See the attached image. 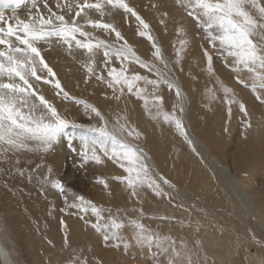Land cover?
<instances>
[{
  "label": "bare ground",
  "instance_id": "obj_1",
  "mask_svg": "<svg viewBox=\"0 0 264 264\" xmlns=\"http://www.w3.org/2000/svg\"><path fill=\"white\" fill-rule=\"evenodd\" d=\"M48 2L53 11L60 12L56 8L57 0ZM59 2L63 4L65 0ZM125 2L149 24L151 35L170 65L171 74L168 72V77L179 85L183 94L184 111L180 113L177 110L176 115L182 119L199 156L179 135L174 125L151 119L144 110L143 102L136 97L125 93L115 100L111 98L112 90L105 83L94 77L85 83L87 74L82 63L86 57L79 50L69 55L64 47L55 42L50 45L41 43L42 55L55 76H48L46 70L38 73L52 83L46 84L42 79L33 81L34 87L39 94L42 92L52 104H56L58 110L86 117L89 125L99 126L101 122L94 114H91V119L85 115L83 106L74 100L59 98V90L54 87L55 80H59L71 97L99 108L110 126L117 117H127L128 125L142 133L139 139L129 140L141 145L151 158L153 175L162 174L175 185V188L167 189L163 186L164 190L177 199L176 204H181L180 198L186 199L188 195L195 197L196 206L192 212L185 211L184 207L181 210L179 205L174 206L168 199L155 196L148 188L140 192L142 203H138L129 189L107 178L108 174L123 172L118 165L108 160L101 165L90 162V173L95 172V180L98 177L109 180L108 189L91 178L87 183L94 186L99 194L97 197L106 207L121 209L126 219L138 218L139 212L133 209L143 207L145 215L152 221L143 222L144 225L175 241L174 245L153 248L151 252L139 246H132L127 251L123 247L116 249L111 244L105 245L91 227L89 219L66 214L74 210L61 205L56 190L41 183L42 175H47L49 168L52 169V177L60 180L66 175L63 171H68L64 162L66 148L62 140L47 155L43 152H18L12 156L0 152V207L4 211L0 216V245L5 246L3 242L7 243L8 238L13 244L15 252L9 251L10 264H70L77 255L86 257L88 264H264V247L246 237L240 224L241 221L246 224L253 222L257 239L264 241V103L256 99L250 88L237 82L238 73L225 67L217 52L213 56L215 75L207 73L203 52L206 49L211 55V47L191 18L177 7L175 0ZM258 3L264 4V0H258ZM164 12L168 13L167 17L162 16ZM26 14L23 8L16 12L21 18ZM12 15V11L5 12L6 17ZM73 15L74 12L66 14V19H71ZM88 15L91 19L113 24L142 60L155 63L152 42L138 35L139 23L130 13L122 9H106L103 17L95 10L89 11ZM161 19H164V24L160 23ZM181 27L185 29L186 36L177 34V29ZM87 30L98 39L116 42L114 33L109 35L103 29ZM180 39H187L189 44L181 53L183 58L180 65H176V49L180 47ZM101 56L102 53L98 54L96 59L102 67ZM120 65L118 60L113 64L117 68ZM125 66L129 74L138 72L142 76L155 78L154 74L137 64L125 62ZM157 66L163 69V65ZM239 75L250 83L246 72ZM217 77L233 89L237 101L244 103L247 116L240 111L238 103L229 105L226 102ZM209 89L213 93H209ZM159 94L163 96L164 111L171 112L173 105L177 104L175 90L169 91L165 85L160 87ZM212 94L215 99L211 98ZM228 99H232V96L229 95ZM151 112L155 114L156 109L151 108ZM249 118L252 127L245 130L244 122ZM121 123H125V120L121 119ZM24 164L28 165L31 180L26 179L25 174L18 173ZM37 164L39 168L35 173L38 172L40 180L30 171ZM61 209H65V212H61ZM199 209L202 213L198 212ZM160 212L171 219L180 218L181 222L172 224L168 219L169 230L163 232L161 219L157 216ZM224 213L228 214V226L223 224L226 221ZM152 214L157 218L152 219ZM61 219L65 222L64 226L60 223ZM126 219L124 222L127 224ZM123 233L130 237L131 229L125 228ZM197 239L202 242L199 248L194 243Z\"/></svg>",
  "mask_w": 264,
  "mask_h": 264
},
{
  "label": "snow or ice",
  "instance_id": "obj_2",
  "mask_svg": "<svg viewBox=\"0 0 264 264\" xmlns=\"http://www.w3.org/2000/svg\"><path fill=\"white\" fill-rule=\"evenodd\" d=\"M175 2L203 33V38L217 52L225 67L238 73L237 82L250 88L256 99L264 103V4L258 3V0H175ZM6 8L13 12V15L7 18L4 13ZM21 8L27 12L24 18L16 15L17 10ZM56 8L60 10L59 13L53 11L48 0H0V152H48L66 135L69 127H86L91 136L80 137L81 167L90 162L101 165L105 160L111 161L125 173L111 179L119 181L129 189L131 196L136 197L138 203H142L140 192L145 188L151 189L157 197L170 198L163 185L168 188H175V185L162 175H153L151 158L137 144L129 140V138L139 139L142 133L134 126L128 125L127 117H117L116 122L110 126L99 108L87 101L71 97L62 88L59 80H55L54 87L59 90L57 95L62 94L65 100H74L76 104L83 106L85 115L91 119V114H94L101 122L99 126L76 124L62 116L52 103L38 93L33 84V81L42 79L46 84L52 83L51 80L44 79L38 74L45 70L48 76H55L42 55L41 43L50 45L55 42L64 47L69 55L79 50L86 57L82 63L87 74L85 83L93 77L105 83L107 88L112 90L111 98L115 100H119L125 93L136 97L143 102L144 110L151 119L158 122L162 120L170 126L174 125L179 135L199 156L182 119L176 115L177 110L180 113L184 111L182 90L168 77V72L171 71L168 68V61L151 35L149 24L125 0H93V2L77 0L75 3L65 0L63 4L57 0ZM106 9H122L135 17L140 26L138 35L152 42L154 49L152 57L155 63L142 60L113 24L91 19L88 15L89 11L95 10L103 17ZM73 12L72 18L66 19V14ZM162 16L167 17L168 13L164 12ZM81 20L84 22L81 23ZM160 23L164 24V19H161ZM88 28L103 29L109 35L114 33L116 42L109 43L107 40L98 39L87 30ZM177 34L187 35L182 27L177 29ZM120 41L123 43H119ZM188 44L187 39L179 40L176 65H180L183 58L181 53L186 50ZM100 53H102V67L96 59ZM203 55L206 58L207 73L214 76L213 56L206 49ZM117 60L121 62L119 68L113 66ZM125 62L139 65L140 68L154 74L155 78L142 76L138 72L129 74ZM157 64L163 65V69ZM180 70L183 71V68L181 67ZM241 72L248 74L250 83L241 78L239 75ZM217 82L225 95L226 102L229 105L238 103L240 111L247 116L244 103L235 99L233 89L218 77ZM161 85H166L169 91L175 90L177 104L173 105L171 112L163 109V96L159 94ZM208 92L213 93V90L209 89ZM229 95L232 99H228ZM211 98L215 99L214 94ZM151 108L156 109L155 114H152ZM121 119L125 120V123H121ZM251 127L249 118L244 122V128L248 130ZM69 144L71 145V138ZM23 174L21 171L20 175ZM41 183L58 190L62 195L70 192L60 179L52 177L51 168L48 169V175ZM96 183L103 185L105 189L109 187V180L105 178L98 177ZM71 196V201L67 195L64 196L65 208L74 211L66 214L79 215L81 219L89 214L94 216L96 222L92 223L91 227L100 235L105 245L111 244L116 249L123 247L125 251L132 246H139L151 252L153 248L162 249L166 245L175 244L171 237L161 236L144 225L143 207L133 209L139 212V217L127 218L126 224L124 219L119 217V210L117 215L113 216L111 209L97 205L82 195L71 193ZM60 211L65 212V209ZM105 212L109 213L107 217L104 215ZM159 219L171 218L160 216ZM60 223L62 226L65 225L63 219ZM125 228L131 229L130 237L124 235ZM250 239L264 247V241L258 240L254 233L250 234ZM194 243L197 248L202 246V242L198 239ZM65 244H68L67 233H65ZM0 264H10V252L3 245H0ZM70 264H88V260L82 255H77Z\"/></svg>",
  "mask_w": 264,
  "mask_h": 264
},
{
  "label": "rangeland",
  "instance_id": "obj_3",
  "mask_svg": "<svg viewBox=\"0 0 264 264\" xmlns=\"http://www.w3.org/2000/svg\"><path fill=\"white\" fill-rule=\"evenodd\" d=\"M8 17H10V16H8ZM214 54L216 55V52L211 48V55L214 56ZM168 68L171 70L169 63H168ZM169 73L171 74V71H169ZM141 86H143V85H141ZM163 86H165V85H161L160 87H163ZM40 95H43L50 103H52V101L45 94H42V92H40ZM58 97L59 98H63L62 94L58 95ZM65 101H67V100H65ZM68 101H70V100H68ZM53 105L57 108L56 104H53ZM57 110H58V108H57ZM58 111L66 119H68L70 121H74L76 124L85 125V126L89 125V119H87L86 117H81L80 115H77V114H75V115L66 114V113H64V111H60V110H58ZM90 125H92V124H90ZM81 136H91V133H89L87 131L86 127L85 128H72V127H69L66 130V135L61 138V140L65 144V148H66V154H65L64 162H65V164L67 166V169H68V171H66V169H65V171H63V172L66 173L65 177L67 178V180L64 177V179L62 178L61 181L65 185L66 189L70 190V192H66L65 194L62 195L58 190L55 189L56 192H57V195H58V199H59L61 205L65 206L64 196L67 195L69 201H71V199H72L71 193H76L78 195L84 196L88 200L93 201L97 205H102L105 208H108V207H106L107 205L103 201L99 200V198L97 197L99 194H98L97 190L94 189V186L90 185V184H87L89 178H91V180H93V181L95 180V178H94L95 172L91 171V173H90V168L91 167H89L90 166L89 163L84 165V167H81L82 158H81V156L79 154L80 153V149H81V143H80V137ZM70 138H71V145L69 144V139ZM130 142L137 144L135 141H130ZM138 146H139V148H141L140 147L141 145L138 144ZM51 152L52 151L43 152V153H44V155H47V154H50ZM24 153H26V151L23 152L22 154H24ZM9 154L12 155V156L16 155V153H12V152H9ZM13 158L16 159V157H13ZM27 166H28L27 164L22 165V168L20 169V172L22 171L25 174L26 179H29L30 174L28 175ZM37 166H38V164L36 166L32 167V169L30 171L35 173L36 169L39 168ZM20 172H18V173H20ZM152 172H153V169H152ZM90 174H91V176H90ZM34 175L36 176V179L40 180L41 177H40V175H38V172L35 173ZM47 175L46 174H45V176L42 175V179H44V177H46ZM121 175H125V173L121 172L120 174H108L107 178L110 179V181H112V182L121 184L119 181H115V180L111 179V177L121 176ZM159 175H162V174H159ZM154 176H156V175H154ZM95 182H96V180H95ZM163 186L166 189L168 188L166 185H163ZM164 198L168 199L170 204H172L174 206L179 205L181 210H183V207H184L185 211H187V212H192V209L196 206V203H197L196 198L192 197V196H189V195L187 196L186 199L185 198L184 199L180 198L181 204H176L177 199H174L171 196H170V198H169V196H165ZM109 208H111V212H112L113 216H116L117 212L119 210V217L121 219H124V220L126 219V214L121 209H117V208L111 207V206ZM198 212L202 213L200 209L198 210ZM3 213H4V211L0 207V216H2ZM104 215H105V217H107L109 215V213L105 212ZM164 215H165V213H161L160 212L159 215H157V216L160 217V216H164ZM154 216L155 215L152 214V217H154ZM227 217H228V214H225L224 218H226V221L223 223L224 226H228L227 222L229 221V219ZM85 218L89 219V221H91V224L96 222L95 221V217L92 216L91 214H89ZM208 219H210V217ZM142 222L151 223L152 221L150 220L148 215H145L142 218ZM160 222L162 223L161 224L162 225V231L163 232H167L169 230L170 223L167 222V220H161ZM180 222H181L180 218L173 217L171 219V223L172 224H178ZM225 223H226V225H225ZM240 224L244 228L243 230H244V233H245L246 237H248L249 239H250V234H253V233L255 234L256 233V230L253 228L254 227L253 226V222H250L249 224H246L245 222L241 221ZM243 230H242V232H243ZM242 232H240V234ZM250 240H252V239H250ZM3 244L6 246V248L9 251L15 252L14 246L11 243L9 238H8V242L7 243L3 242Z\"/></svg>",
  "mask_w": 264,
  "mask_h": 264
}]
</instances>
